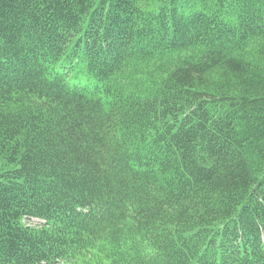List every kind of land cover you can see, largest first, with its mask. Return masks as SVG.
<instances>
[{"label":"trees","instance_id":"obj_1","mask_svg":"<svg viewBox=\"0 0 264 264\" xmlns=\"http://www.w3.org/2000/svg\"><path fill=\"white\" fill-rule=\"evenodd\" d=\"M59 263L264 264V0H0V264Z\"/></svg>","mask_w":264,"mask_h":264},{"label":"rangeland","instance_id":"obj_2","mask_svg":"<svg viewBox=\"0 0 264 264\" xmlns=\"http://www.w3.org/2000/svg\"><path fill=\"white\" fill-rule=\"evenodd\" d=\"M30 225H39V224H42L44 223V220L42 219H39V218H30L29 222H28ZM59 264H62V263H59Z\"/></svg>","mask_w":264,"mask_h":264}]
</instances>
